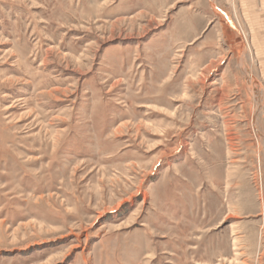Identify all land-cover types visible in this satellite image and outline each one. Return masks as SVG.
<instances>
[{
	"label": "rangeland",
	"instance_id": "obj_1",
	"mask_svg": "<svg viewBox=\"0 0 264 264\" xmlns=\"http://www.w3.org/2000/svg\"><path fill=\"white\" fill-rule=\"evenodd\" d=\"M185 1L0 0V264H264V90Z\"/></svg>",
	"mask_w": 264,
	"mask_h": 264
},
{
	"label": "crops",
	"instance_id": "obj_2",
	"mask_svg": "<svg viewBox=\"0 0 264 264\" xmlns=\"http://www.w3.org/2000/svg\"><path fill=\"white\" fill-rule=\"evenodd\" d=\"M206 4L201 0H186L177 9L194 12L189 21L182 20L181 32L175 39L184 48L182 62L186 59L193 62L196 54L204 56L209 52L213 58L206 67L215 66L221 59V66L226 70L234 60L238 61V66L249 71L264 90V0H206ZM202 11L209 13L200 30L192 15L198 19V12ZM221 46L224 51L217 52ZM244 85L238 89L246 90L247 82Z\"/></svg>",
	"mask_w": 264,
	"mask_h": 264
}]
</instances>
